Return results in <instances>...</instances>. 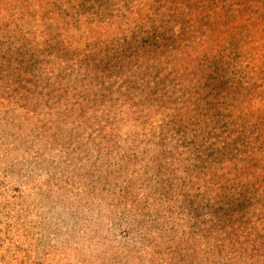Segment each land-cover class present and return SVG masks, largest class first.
<instances>
[{"label": "trees", "instance_id": "obj_1", "mask_svg": "<svg viewBox=\"0 0 264 264\" xmlns=\"http://www.w3.org/2000/svg\"><path fill=\"white\" fill-rule=\"evenodd\" d=\"M134 2L0 0V109L17 98L27 102L18 110L29 112L43 97L61 125L96 112L111 135L99 136V145H111L115 130L135 148L178 152L185 170L177 184L163 175L159 190L184 203L180 221L189 232L180 244L198 249V264H264V0H163L168 15L146 19L135 18ZM124 13L132 16L128 32L116 23ZM157 112L158 120L147 117ZM7 115L0 167L11 156ZM7 191L23 195L10 177L0 183V198L13 205L0 227L16 224L17 199ZM121 225L125 245L151 238L136 218L111 230L120 234Z\"/></svg>", "mask_w": 264, "mask_h": 264}, {"label": "rangeland", "instance_id": "obj_2", "mask_svg": "<svg viewBox=\"0 0 264 264\" xmlns=\"http://www.w3.org/2000/svg\"><path fill=\"white\" fill-rule=\"evenodd\" d=\"M164 5L163 0H135L133 6L139 9L135 18L168 15ZM201 10L207 11L199 8L198 14ZM130 21L132 16L124 13L116 23L128 32ZM190 48L198 52L195 43ZM44 99L38 98L29 112L18 110V106L26 108L27 102L17 98L10 107L0 109V116L8 113L6 126L11 128L4 146L11 156L0 167V183L10 177L23 193L17 199L13 192H6L17 199L11 213L16 224L0 227V264H159L162 257L164 264H198V249L178 240L189 232L180 221L184 203L172 191L159 190L163 175L169 174L177 184L180 171L185 170L178 152L168 149L171 155L163 157L135 148L130 141L122 143L115 130L111 145H99V136L111 135L99 128L96 112L86 110L77 122L61 125L58 110L51 109L50 102L40 105ZM147 117L158 120L161 113ZM172 203L174 207L169 206ZM6 206L13 207L0 198V222L6 220ZM170 213L166 225L164 217ZM130 218L138 219L141 229L152 230L146 232L151 237L148 242L138 248L123 244L129 235L124 225L118 229L120 234L111 230ZM197 225L192 220L190 230L195 232ZM157 236L169 241L159 243L153 238ZM178 252L184 255L180 261Z\"/></svg>", "mask_w": 264, "mask_h": 264}]
</instances>
